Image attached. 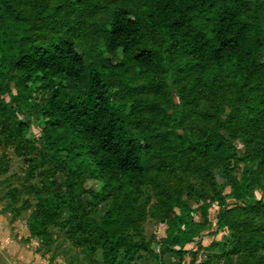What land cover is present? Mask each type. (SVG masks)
Segmentation results:
<instances>
[{
	"label": "rangeland",
	"instance_id": "obj_1",
	"mask_svg": "<svg viewBox=\"0 0 264 264\" xmlns=\"http://www.w3.org/2000/svg\"><path fill=\"white\" fill-rule=\"evenodd\" d=\"M259 1L264 15V0ZM19 7L32 27L31 43L68 39L86 61L108 58L103 28L115 9L127 8L140 17L142 38L156 49L157 68L149 79L132 68L113 75L109 88L117 101H142L130 112L128 128L149 133L154 154L148 181L126 204L118 190L105 191L84 172L71 177L57 171L45 156L40 120L30 117L29 107L23 112L13 104L10 108L8 95H3L7 106L0 105V264H264V138L235 90L190 89L173 69L160 36L146 26L141 0H29ZM256 62L264 77V42ZM163 79L170 89L156 87ZM257 81L248 82L246 94L262 92ZM19 121L28 126L20 129ZM164 132L182 135L184 151H169L157 136ZM213 132L234 147L236 158L221 155L212 160L189 151ZM229 172L261 184L247 199L234 200L228 195ZM219 195L225 197L223 203L216 200ZM180 203L196 221H201V205L208 203L206 226L181 254L164 252L161 240ZM115 205L132 223L124 241L149 243L148 251L117 250L99 239L93 223H100ZM39 227L44 239L32 234Z\"/></svg>",
	"mask_w": 264,
	"mask_h": 264
},
{
	"label": "trees",
	"instance_id": "obj_2",
	"mask_svg": "<svg viewBox=\"0 0 264 264\" xmlns=\"http://www.w3.org/2000/svg\"><path fill=\"white\" fill-rule=\"evenodd\" d=\"M29 0H0V105L7 94L20 112L29 107L30 117L42 123L40 141L48 160L63 175L86 173L116 189L126 204L136 198L148 181V163L154 154L152 136L128 128L130 112L141 100L117 101L110 90V77L134 69L149 79L158 65L157 52L142 38L140 17L127 8L113 11L103 28L108 58L86 61L68 39L53 43H31L32 27L19 7ZM146 26L160 36L168 58L190 89L230 87L253 118L254 128L264 138V89L246 94L250 80L264 87L256 57L264 42V15L259 0H141ZM12 83L15 93H12ZM157 88L167 89L164 79ZM170 89V87H169ZM3 100V101H2ZM27 122L19 121L25 129ZM169 151H184L182 135H157ZM206 158L235 156L234 147L213 132L189 147ZM228 194L234 200L247 199L260 181L227 174ZM220 194V193H219ZM225 197L216 200L223 203ZM72 209V204L69 202ZM179 214L169 223L161 240L164 252L181 254L182 248L200 235L207 221L208 203L201 205V221L189 208L178 204ZM224 225L222 223H217ZM97 227L103 243L133 253L148 251L150 244L124 241L132 223L124 209L115 205ZM44 239V230H32ZM133 248V249H132ZM175 248H179L176 250Z\"/></svg>",
	"mask_w": 264,
	"mask_h": 264
}]
</instances>
